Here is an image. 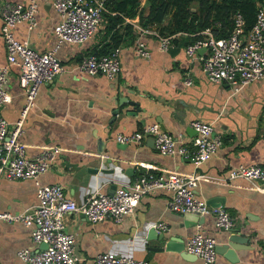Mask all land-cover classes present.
I'll use <instances>...</instances> for the list:
<instances>
[{"label":"crops","instance_id":"0c3cea01","mask_svg":"<svg viewBox=\"0 0 264 264\" xmlns=\"http://www.w3.org/2000/svg\"><path fill=\"white\" fill-rule=\"evenodd\" d=\"M36 15L33 28L28 29L26 21L21 20L12 29L17 38L27 39L36 50H44L54 41L51 29L59 16L50 0H38ZM105 21L103 13L98 29L82 42H60L55 54L64 69L39 84L23 116L19 138L27 154L52 144L61 147L49 168L39 175V181L61 183L64 194L79 202L97 187L112 191L119 182L131 181L147 169L156 173L173 169L224 177L232 166L264 158V76L236 89L225 81L207 79L200 64L204 49H195L191 57L185 54L189 33H177L163 50L157 47L152 35H147L149 58L135 55L133 42L121 43L120 69L113 78L79 74L74 65L92 47L101 44ZM5 57L6 48L0 35V63L5 62ZM187 78L191 81L186 82ZM4 86L11 97L0 105V114L11 125L25 102L16 64L8 66ZM114 107L117 113L113 117ZM192 118L211 121L212 132L221 136L220 145L197 165L178 151L161 153L149 134L138 141L121 142L115 138L118 132H131L155 121L176 136L178 142L191 148L195 134L189 124ZM98 139L102 141L101 150ZM35 186L30 177L0 176V211L16 212L34 203ZM194 192L205 200L217 197L213 206L221 205L228 210L232 228L215 226L211 209L200 222L184 224L182 212L168 207L170 191L156 188L143 193L133 212L119 221L107 216L90 222L81 213H64V227L75 237L78 264H95L94 255L104 249L147 259L148 264H202L198 256L185 249L165 247L159 239L147 237L148 228H156L158 220L166 222L167 229L163 232L167 237H176L173 243L181 239L184 244L195 229L214 236L215 244L224 243L233 230L249 235V244L235 242L237 246H247L236 248L235 258L215 251L211 264L264 262V193L250 187L242 177L223 181L199 179ZM37 245L30 225L20 219L0 217V264H21L17 249ZM159 245L162 247L154 248Z\"/></svg>","mask_w":264,"mask_h":264},{"label":"built area","instance_id":"2783aa9c","mask_svg":"<svg viewBox=\"0 0 264 264\" xmlns=\"http://www.w3.org/2000/svg\"><path fill=\"white\" fill-rule=\"evenodd\" d=\"M50 4L59 16L51 29L55 38L50 47L36 50L27 39L17 38L12 28L21 20L26 21L28 29L36 25L38 0H27L26 3L9 0L0 2V35L6 48L5 62L0 63V105L11 97L4 86L7 68L11 64L18 66V82L25 93L24 105L11 125L0 114V176L30 177L36 185L34 203L16 212L2 210L0 217L22 220L31 226L32 238L37 244L46 243L42 247H19L16 252L21 264H78L74 252L75 237L64 227V213H81L90 222L107 216L119 221L125 214L133 212L143 193L156 188L170 191L167 201L170 209L197 214H204L211 209L215 226L222 229L231 228L232 218L228 210L221 205H209L204 198L195 194L194 187L199 179L223 181L242 177L249 182L250 187L264 193V158L249 164L232 166L224 177L205 173H184L173 169L156 173L147 169L131 181L119 182L110 192L97 187L79 202L64 194L61 183L39 181V175L49 168L61 147L52 144L42 147L34 154H27L25 144L19 138L23 116L33 102L39 84L64 69L60 58L55 54L60 42L86 40L98 29L103 12H108L105 0H50ZM255 5L254 21L248 29L245 30L244 17L237 10L231 14V28L226 36H216L208 25L195 32L198 36L194 40L185 43L184 51L189 57L195 49H204L200 64L207 79L225 81L236 89L252 79L264 76V1L256 0ZM123 19L132 24L133 52L141 57L149 58L151 55L146 35H152L157 41V47L163 50L171 44L177 33H187H161L154 25L141 24L135 16H123ZM74 68L79 74H101L113 78L120 69L119 46L112 48L108 53L88 52L76 61ZM190 81L189 78L186 79V82ZM189 124L195 131L191 148L186 147L182 141L178 142L176 136L162 129L155 121L144 123L131 132H118L115 138L121 142L138 141L149 134L153 137L154 147L161 153L178 151L197 165L220 145L221 136L212 132L211 121L192 118ZM155 227L157 230H165L167 224L158 220ZM215 243L214 236L195 229L186 237L183 246L186 251L198 256L202 264H211L215 257ZM94 262L148 264L147 259L115 253L108 249L97 252Z\"/></svg>","mask_w":264,"mask_h":264},{"label":"trees","instance_id":"16d2710c","mask_svg":"<svg viewBox=\"0 0 264 264\" xmlns=\"http://www.w3.org/2000/svg\"><path fill=\"white\" fill-rule=\"evenodd\" d=\"M255 1L105 0L108 12H103L106 17L102 27L103 40L89 52L108 53L123 42H133L132 24L124 21L123 16H135L141 24L154 25L161 33L185 31L189 33L186 36L189 42L198 36L196 31L208 25L212 27L216 36H226L231 28V14L238 10L244 17L246 30L254 21Z\"/></svg>","mask_w":264,"mask_h":264},{"label":"water","instance_id":"95a60500","mask_svg":"<svg viewBox=\"0 0 264 264\" xmlns=\"http://www.w3.org/2000/svg\"><path fill=\"white\" fill-rule=\"evenodd\" d=\"M125 100H127L129 103L136 104L135 101H133V100L129 101L128 98H126ZM111 113H112V116L114 117V114L117 113V107H114L112 109ZM159 125H160V127L162 129H165L164 127H162L161 124H159ZM152 140H153V137H152ZM101 144H102L101 139H98V150L102 149ZM216 199H217V197H215V196L214 197H209L208 199H206V202L209 205H214V204H216L215 203ZM219 199H221V198H219ZM201 217H203V214H197L195 212H189V211L182 212V219H183V223L184 224H187L189 222H196V221L200 222L202 220ZM231 228H229V229H231ZM147 237H155V238L159 239L160 241L164 242V246L165 247H170L171 245H174V247L177 250H179V251H183L185 249L183 247V241L181 239L177 240V241H179V243H173L172 240L175 239L176 237H172V236L171 237H167L164 234L163 230H156V228H154L153 226L148 228ZM235 242H245V243L249 244V235L241 233L240 231H237V230H233L232 232H230L227 235L226 241L224 243L215 244V251L224 252V254L229 259H233V258L236 257V256H234V250L236 248H238V247H247V246H237L235 244ZM45 245H46L45 242H41V243H39L38 246L42 247V246H45ZM161 247H162V245H159V246H155L154 248H161ZM188 253H190V252H188ZM190 254L195 255L194 253H190Z\"/></svg>","mask_w":264,"mask_h":264},{"label":"rangeland","instance_id":"374dc122","mask_svg":"<svg viewBox=\"0 0 264 264\" xmlns=\"http://www.w3.org/2000/svg\"><path fill=\"white\" fill-rule=\"evenodd\" d=\"M143 4L145 5V3L143 2Z\"/></svg>","mask_w":264,"mask_h":264}]
</instances>
